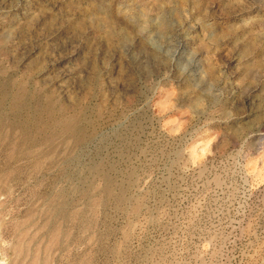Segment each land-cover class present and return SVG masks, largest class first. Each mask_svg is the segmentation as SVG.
I'll return each instance as SVG.
<instances>
[{
    "label": "rangeland",
    "instance_id": "rangeland-1",
    "mask_svg": "<svg viewBox=\"0 0 264 264\" xmlns=\"http://www.w3.org/2000/svg\"><path fill=\"white\" fill-rule=\"evenodd\" d=\"M0 94V264H264V0H0Z\"/></svg>",
    "mask_w": 264,
    "mask_h": 264
},
{
    "label": "bare ground",
    "instance_id": "bare-ground-1",
    "mask_svg": "<svg viewBox=\"0 0 264 264\" xmlns=\"http://www.w3.org/2000/svg\"><path fill=\"white\" fill-rule=\"evenodd\" d=\"M1 99H2V94H0V101H1ZM17 102H18L17 107H16V102H15V108L16 109H14V114L16 116H18V117L26 118V119L32 117V111L28 110V108H26V104L24 103L25 100H22V99L20 100L19 99ZM22 121H24V119H21L18 123H13V124H15V127H20V123H21V125L24 127L25 123L22 122ZM70 132H72V133L74 132L75 133L76 131L72 129ZM91 133H93V132H91ZM84 136H86V135L84 134ZM74 140L77 141V142H80L82 140L81 139V134L74 135Z\"/></svg>",
    "mask_w": 264,
    "mask_h": 264
}]
</instances>
